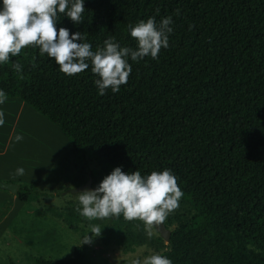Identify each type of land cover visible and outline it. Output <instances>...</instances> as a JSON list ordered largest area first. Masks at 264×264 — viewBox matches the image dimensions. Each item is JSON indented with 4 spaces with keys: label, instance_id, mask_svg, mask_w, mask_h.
Here are the masks:
<instances>
[{
    "label": "trees",
    "instance_id": "obj_1",
    "mask_svg": "<svg viewBox=\"0 0 264 264\" xmlns=\"http://www.w3.org/2000/svg\"><path fill=\"white\" fill-rule=\"evenodd\" d=\"M84 8L80 22L60 14L56 27L80 32L93 51L109 36L134 48L128 26L148 17L171 16L169 46L156 59L129 60L127 82L99 95L91 65L68 76L28 45L0 64L7 99L57 126L78 164L170 169L183 191L164 220L171 236L161 254L172 264H264V0H84ZM15 196L40 197L21 184ZM82 254L77 246L67 261H37L80 264Z\"/></svg>",
    "mask_w": 264,
    "mask_h": 264
},
{
    "label": "clouds",
    "instance_id": "obj_2",
    "mask_svg": "<svg viewBox=\"0 0 264 264\" xmlns=\"http://www.w3.org/2000/svg\"><path fill=\"white\" fill-rule=\"evenodd\" d=\"M84 0H0V64L9 62L28 45L38 46L41 54L52 58L61 72L68 76L82 72L91 65L95 74L94 84L99 95L111 90L115 93L127 82L131 73V61H139L150 56L156 59L161 48L169 46L172 33L171 16L155 17L129 24V35L135 39L136 46H122L109 36L103 45L92 50L80 32H72L60 27L56 21L60 14L73 23L82 20ZM13 67L19 72L21 65ZM7 94L0 89V105ZM4 114L0 111V124ZM17 141L22 136L15 137ZM25 169L18 166L15 175L21 176ZM183 191L170 169L151 171L141 175L139 170L124 172L120 166L111 170L99 184L90 191L78 195L77 211L88 219H103L123 215L126 220L139 219L151 236L154 225L162 223L168 214L179 206ZM88 232L99 235L101 228L93 226ZM87 232V233H88ZM82 235L80 244H87L91 237ZM131 264H172L169 257L153 252L143 259H133Z\"/></svg>",
    "mask_w": 264,
    "mask_h": 264
},
{
    "label": "rangeland",
    "instance_id": "obj_3",
    "mask_svg": "<svg viewBox=\"0 0 264 264\" xmlns=\"http://www.w3.org/2000/svg\"><path fill=\"white\" fill-rule=\"evenodd\" d=\"M23 105L24 112L15 108ZM0 111L4 114L0 151L14 138L10 130L15 128L24 134V158L17 159L11 153L0 160V172L7 169V162L15 167L17 161L24 160V179H12L40 195L37 201L21 202L12 224L0 233V264H40L38 259L67 261L77 246L83 248L80 264H131L133 259L167 250V243L158 241L153 229L149 236L139 219L126 220L123 215L88 219L80 215L79 194L68 190L85 184L91 172L95 188L109 174L106 167L93 160L78 164L76 150L59 128L19 99H6ZM14 142L18 144L15 138ZM43 159L46 161L41 163ZM0 179L9 178L0 175ZM2 213L3 209L0 217ZM93 226L101 228L99 235L88 232ZM86 233L91 241L80 244L79 238Z\"/></svg>",
    "mask_w": 264,
    "mask_h": 264
},
{
    "label": "crops",
    "instance_id": "obj_4",
    "mask_svg": "<svg viewBox=\"0 0 264 264\" xmlns=\"http://www.w3.org/2000/svg\"><path fill=\"white\" fill-rule=\"evenodd\" d=\"M17 109H19L18 111L20 112H24V105L22 107H15ZM10 134L11 137H16L17 135H24L22 132H19L18 130H16L15 128H13V130H10ZM14 138L9 142H7L3 147H2V151H0V160H5L7 156H10L11 153L14 152V156L17 159L20 158H24V139L22 138L21 140L23 141H17L18 143L17 145H15L14 143ZM16 147H15V146ZM12 148H14V150H12ZM41 159V158H40ZM43 161H46V159H43L42 161H40L41 163ZM7 169L6 170H2L0 172V175L5 176L6 178L9 179H0L1 182H12L16 185L17 182L15 181V179L12 178H21L24 179V174L21 176H17L15 175V169L18 166H22L24 168V160H22L19 164L18 161L16 163L15 167H12V164L8 163ZM11 169V171H10ZM12 179V180H11ZM6 206L10 207L9 209H6ZM20 207H22V204L20 201H18V199L16 198L15 195H12L10 192L5 191V190H1L0 189V210L2 211L3 209V213H2V217H0V233L6 230V226L11 225L12 221L16 218V212L17 209H20Z\"/></svg>",
    "mask_w": 264,
    "mask_h": 264
},
{
    "label": "water",
    "instance_id": "obj_5",
    "mask_svg": "<svg viewBox=\"0 0 264 264\" xmlns=\"http://www.w3.org/2000/svg\"><path fill=\"white\" fill-rule=\"evenodd\" d=\"M0 189L1 190H5L10 192L11 194H16L17 190H18V185L12 183V182H1L0 181ZM94 189L92 187V177L88 176V179L86 181L85 184L75 187V188H71L68 190L69 193L72 194H80L82 192L85 191H90ZM153 229L155 230V232L159 235V237L166 243L169 242L170 236H171V231L165 226L164 221L160 224L154 225Z\"/></svg>",
    "mask_w": 264,
    "mask_h": 264
}]
</instances>
